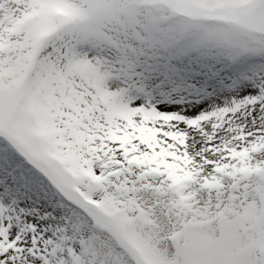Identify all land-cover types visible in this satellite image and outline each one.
Listing matches in <instances>:
<instances>
[{
	"label": "snow or ice",
	"instance_id": "snow-or-ice-1",
	"mask_svg": "<svg viewBox=\"0 0 264 264\" xmlns=\"http://www.w3.org/2000/svg\"><path fill=\"white\" fill-rule=\"evenodd\" d=\"M0 264H264V0H0Z\"/></svg>",
	"mask_w": 264,
	"mask_h": 264
}]
</instances>
